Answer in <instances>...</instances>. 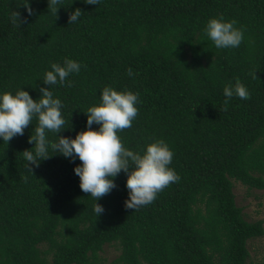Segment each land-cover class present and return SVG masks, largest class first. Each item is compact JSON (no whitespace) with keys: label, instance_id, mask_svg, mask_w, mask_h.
<instances>
[{"label":"trees","instance_id":"16d2710c","mask_svg":"<svg viewBox=\"0 0 264 264\" xmlns=\"http://www.w3.org/2000/svg\"><path fill=\"white\" fill-rule=\"evenodd\" d=\"M59 7L56 14L47 0H0V91L24 88L38 99L50 64L77 60L83 67L67 78L71 85L52 86L64 105L59 135L85 130L83 111L105 86L139 93L138 115L118 135L133 150L163 138L180 180L126 210L122 171L96 217L73 171L79 160L49 149L51 158L25 172L20 153L33 147V120L24 135L0 140V264H100L106 246L120 252L112 264H248V242L264 236V221L245 218L234 184L264 190V0H61ZM76 8L83 14L69 24ZM13 10L21 24L11 22ZM221 15L243 29L239 47L217 49L204 37L207 20ZM236 79L249 98L225 105L223 86Z\"/></svg>","mask_w":264,"mask_h":264},{"label":"clouds","instance_id":"9594fccd","mask_svg":"<svg viewBox=\"0 0 264 264\" xmlns=\"http://www.w3.org/2000/svg\"><path fill=\"white\" fill-rule=\"evenodd\" d=\"M88 5H98L100 0H83ZM48 13H56L61 0H47ZM27 8V5H24ZM29 15L31 8H27ZM79 8L69 13V24L77 23L82 16ZM11 22L22 23L20 13L12 11ZM206 37L217 49L237 48L244 39L242 28L236 27V21L225 20L221 15L207 20L202 29ZM83 65L74 59L65 57L62 63L53 62L50 70L46 69L39 87V98L33 99L24 88L11 91H0V140L9 142L17 135H24V130L36 121L28 143L31 149H25L22 157L26 161L25 172L33 175L34 167L38 168L42 161L48 160L49 149L70 162L79 160L73 171L79 178V187L95 203L92 212L96 217L104 214L105 208L98 203L105 195L117 188L115 178L123 171L126 176L125 188L127 198L124 200L126 210L139 208L152 203L159 192L180 180L175 169L170 167L174 153L163 139H154L141 150L126 147L119 132L130 128L138 115L139 93L129 90L118 91L105 86L100 92L98 104L89 106L83 113L86 116L85 130L77 132L75 137L59 135L66 128L62 115L63 102L55 95L52 86L64 85L72 74H78ZM127 74L133 76L132 69ZM224 104L235 96L248 99L246 86L236 79L223 86ZM97 128H93V125ZM70 129V128H68ZM34 132V134H33ZM55 134L56 139L50 140L47 133ZM25 175L23 179L27 180Z\"/></svg>","mask_w":264,"mask_h":264},{"label":"rangeland","instance_id":"374dc122","mask_svg":"<svg viewBox=\"0 0 264 264\" xmlns=\"http://www.w3.org/2000/svg\"><path fill=\"white\" fill-rule=\"evenodd\" d=\"M237 205L243 209L249 222L264 221V190H249L239 182L234 184ZM250 259L248 264H264V236L248 242ZM120 252L112 246H106L100 254V264H112Z\"/></svg>","mask_w":264,"mask_h":264},{"label":"bare ground","instance_id":"6f19581e","mask_svg":"<svg viewBox=\"0 0 264 264\" xmlns=\"http://www.w3.org/2000/svg\"><path fill=\"white\" fill-rule=\"evenodd\" d=\"M263 151V150H262Z\"/></svg>","mask_w":264,"mask_h":264}]
</instances>
